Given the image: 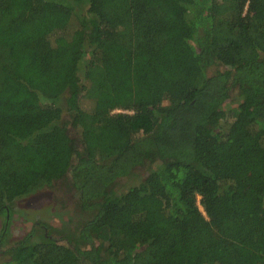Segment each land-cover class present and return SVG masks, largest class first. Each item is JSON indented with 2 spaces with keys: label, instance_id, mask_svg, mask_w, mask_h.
<instances>
[{
  "label": "trees",
  "instance_id": "trees-1",
  "mask_svg": "<svg viewBox=\"0 0 264 264\" xmlns=\"http://www.w3.org/2000/svg\"><path fill=\"white\" fill-rule=\"evenodd\" d=\"M0 218V264H264V0H0Z\"/></svg>",
  "mask_w": 264,
  "mask_h": 264
},
{
  "label": "rangeland",
  "instance_id": "rangeland-1",
  "mask_svg": "<svg viewBox=\"0 0 264 264\" xmlns=\"http://www.w3.org/2000/svg\"><path fill=\"white\" fill-rule=\"evenodd\" d=\"M25 5L29 3V0H24ZM236 101L234 93L230 104H234ZM64 115V119H66ZM68 134L75 143L77 149L81 148V143L79 140V133L77 130L68 127ZM145 170L143 168H138L135 178L123 179L119 182V185L115 190L126 191L128 186L137 184L140 180L143 179ZM72 193L62 187V185L57 184L56 188L46 189L34 196L24 198L17 201L14 205V217L11 223L10 229L13 237H18L25 232H27L31 225L35 221H43L53 226L61 225V221L65 220L68 216H74V213L71 211V197ZM66 205V207H64ZM198 209L202 214L205 215L202 206H200L198 198ZM63 216L60 220L59 218ZM2 225V218H0V227ZM1 260V257H0Z\"/></svg>",
  "mask_w": 264,
  "mask_h": 264
}]
</instances>
